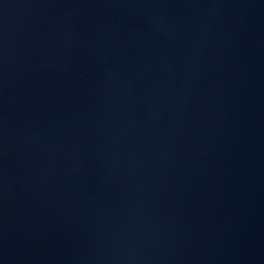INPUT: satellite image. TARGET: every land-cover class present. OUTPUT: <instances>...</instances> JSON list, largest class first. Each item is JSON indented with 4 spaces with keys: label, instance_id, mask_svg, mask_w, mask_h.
Wrapping results in <instances>:
<instances>
[{
    "label": "water",
    "instance_id": "water-1",
    "mask_svg": "<svg viewBox=\"0 0 264 264\" xmlns=\"http://www.w3.org/2000/svg\"><path fill=\"white\" fill-rule=\"evenodd\" d=\"M0 264H264V0H0Z\"/></svg>",
    "mask_w": 264,
    "mask_h": 264
}]
</instances>
